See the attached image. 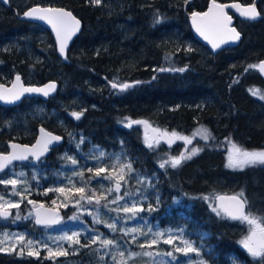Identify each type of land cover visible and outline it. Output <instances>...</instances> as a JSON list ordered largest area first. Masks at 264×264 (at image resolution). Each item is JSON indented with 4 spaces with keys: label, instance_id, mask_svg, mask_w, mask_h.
<instances>
[{
    "label": "trees",
    "instance_id": "obj_1",
    "mask_svg": "<svg viewBox=\"0 0 264 264\" xmlns=\"http://www.w3.org/2000/svg\"><path fill=\"white\" fill-rule=\"evenodd\" d=\"M209 1L100 0L97 4L94 0H10L8 7L0 3V82L9 83L17 73L23 74L26 83L60 82L57 95L46 102L28 98L18 106L0 105V152L7 151L11 140L33 143L43 124L66 139L52 149L46 162L36 164L42 174L30 191L34 202L61 208L63 217L68 216L67 210L79 196L76 188L84 187L86 195L95 190L97 196L107 195L111 200L115 193L109 195L101 186L107 180L90 177L101 167L107 174L118 175L121 165L130 162L134 174L151 181L153 194L144 204L152 208L145 213L150 222L183 228L197 247L202 245L201 256L209 264H259L239 243L243 233L237 228L239 221L218 216L212 208L217 205V195L236 194L243 189L250 210L264 216V164L243 169L226 166L229 141L250 151L264 149V100L249 92L255 88L264 94L263 78L257 69L249 68L264 58V0L258 1L262 14L259 21L234 15L243 34L241 42L216 55L195 38L188 17L191 11H204ZM34 4L66 7L83 21L82 31L69 50V63L58 57L49 30L19 19ZM161 68L185 70L159 71ZM113 83L131 87L121 91L113 88ZM36 104L46 105L45 117L36 116L22 125L25 113L34 110ZM51 110L57 114L51 115ZM74 112L82 113L79 119L72 115ZM132 119L189 137L203 126L212 138H195L191 145L181 140L184 151L192 147L203 150L177 168H160L169 152L157 145L148 148L137 126L126 127ZM75 137H83L82 150L75 147ZM98 150L107 156L94 159ZM64 151L75 157L83 172V177L75 176V182L54 172L67 167V160L60 159ZM29 165H13L0 177ZM4 187L0 184V189ZM57 188L65 192L47 191ZM26 204L31 208L26 201L23 207ZM64 204L68 205L66 209ZM13 211L10 221H15L18 214L15 208ZM32 228L41 230L35 223ZM80 242L88 244L83 237ZM160 246L172 247L160 243L153 248ZM94 248L92 245L83 250L94 252ZM87 258L101 264L93 256ZM0 264L53 261L42 253L29 256L0 251Z\"/></svg>",
    "mask_w": 264,
    "mask_h": 264
},
{
    "label": "snow or ice",
    "instance_id": "obj_2",
    "mask_svg": "<svg viewBox=\"0 0 264 264\" xmlns=\"http://www.w3.org/2000/svg\"><path fill=\"white\" fill-rule=\"evenodd\" d=\"M0 2L7 3V0H0ZM95 3H100V0H94ZM226 7L236 8L239 11L241 17L248 20H255L260 13L257 11L254 4L247 7H242L239 4L232 5H222L218 4L216 0H212L211 5L209 6L206 12H193L191 13L192 24L195 27L196 31L208 41L213 49L220 48L221 45L228 44L230 42H236L240 39V32L236 30L235 27H232V17L228 15L225 11ZM25 17L45 21L47 24L51 25L53 31L56 34V39L59 44V52L62 56L67 58L66 49L68 41L79 31L80 21L73 16L69 11L59 8H42L39 6L32 7L23 14ZM160 19L157 18L156 23H159ZM191 51V49H188ZM249 68L258 69L261 73H264V61L259 62L257 65H249ZM185 69H159V71H181ZM247 70V69H246ZM136 83H140L137 81ZM113 88H119L121 91L131 87V85L124 84H112ZM56 85L54 82L44 85L43 87H25L21 82V77L17 75L15 81L12 84L11 88H7L4 85H0V100L6 103H14L21 99L25 93H40L43 96L47 97L55 91ZM249 92L253 96H259L260 99L264 100V94L260 93L259 89H249ZM72 115L79 119L82 113L74 112ZM133 124H144L145 127H150L147 121H134L128 120L126 127H132ZM154 132H159L158 129H153ZM40 138L37 139L36 143L32 146L28 145H18L12 143L10 145L11 151L7 154L0 153V172H4L10 166H13L14 162L17 161H29L30 159L39 161L45 153L49 151V147L61 139L59 136H55L49 132H46L45 129H40ZM71 135V133L69 134ZM174 137L175 139L183 140L185 145H191L193 139L199 136L204 141L211 139V133L209 130L203 126L198 128L193 136H182L176 132L169 134L167 131L161 132V138L165 137ZM174 141L172 139L168 140V143L171 144ZM230 142V149L227 157V167L234 169H243L246 166L264 164V149L262 150H247L238 146L235 143ZM79 143H83V137ZM79 143L77 147L79 148ZM159 143V140H153L149 138L146 134L145 144L148 148H153L156 144ZM202 148L192 147L190 150L185 148V151H182L178 156H170L168 159L160 163V168H165L170 166L172 168L179 167L184 161L192 159L193 156L197 155ZM106 156V153L101 151L99 156H94L96 160H101ZM65 159L71 164L76 165L78 161L71 156H65ZM131 173L134 170L132 169L131 163L121 165V170L119 175L107 174L104 168H97L93 173V177H90V180L94 177H100L103 180L113 181V186L106 189V192L111 195L115 193V197L111 200H108L107 195L97 196L95 190H91L90 195L85 194V188L80 187L75 189V193H78L79 196L75 201L77 207V214L69 217L71 220H78L79 213L84 210V205H95L96 212L88 210V215L93 217L94 224H104V226L109 229L111 232H117L123 234L121 240L124 237L129 239L124 241V244H136L140 251H132L130 248H125V250H120L124 248V244L121 243V240L108 239L104 237L102 233L96 232L95 235L92 234L94 230H90L87 235L89 237L90 243L81 244L79 237L81 232L73 231L71 235L65 232L63 235L55 238L54 243L57 244V249L60 248L61 241H66L69 245L79 246L83 248H91L92 245H98L97 248L93 249L94 252H100L103 250V255L99 257L101 264H103L104 257L111 255L113 264H130L131 261L136 257H147L150 259L151 264H181L180 257L176 254L180 253L183 257L187 258L185 264H206L203 259L193 260L190 254H195L196 257H200L201 247L195 246L193 241L183 238L184 229L180 228L173 233L171 230L167 231H157L153 233L152 228L143 223V218L139 217V213L144 209L142 204H140L133 196L132 193L124 191L123 195H120L123 184L127 183L126 172ZM89 172H93L92 169H88ZM77 175L83 177V172L76 173ZM25 176L23 172L17 175V178L14 179H0V184L11 185L13 193L19 195L17 192V186L23 182L22 178ZM35 178V177H34ZM147 178L138 177L137 183H145ZM147 183L150 185L151 181L147 180ZM47 191H56L59 193H64V188L57 189H48ZM136 194L140 195V189L136 190ZM67 199V197H65ZM129 198H131L129 200ZM24 197L21 196V200ZM205 199H208L205 197ZM219 203L212 208L216 214L223 215L230 220H237L248 225V234L239 242L242 247L246 250L248 255L253 259H258L259 264H264V216L256 215L250 210L249 201L244 196L243 189L232 196H217L215 198ZM105 201L103 207L108 209L110 212H115L116 217L112 218V222L100 219V207L101 202ZM121 201H125L124 204H120ZM81 202H84L83 204ZM28 203L33 204V212L30 215L34 214L35 223L37 225L51 226L59 224L61 222L58 213L54 209L46 208L43 204H36L34 201L29 200ZM56 202L53 201V204ZM110 205H117L115 208H111ZM65 207L68 205L65 204ZM19 209L20 203H14L12 200H5L3 196H0V218L7 219L12 215L11 209ZM148 211H152L151 206H149ZM123 213V221H137L139 217V222L135 227H117L121 223L120 214ZM16 220L21 219V216L17 214L15 216ZM147 227V231H144V228ZM143 237L144 243H138V238ZM149 237H151L149 239ZM16 243L21 245V254H23L24 247L27 246L30 250L28 251L29 256L39 255L38 251H32L34 247L42 246L47 249L49 257L63 256L67 255V251H53L46 243L41 241L25 240L23 234H16L14 237ZM203 239V236H201ZM5 241H9V234L2 233L0 234V244H3ZM164 243L172 245L173 250L168 252H159L153 251V247L159 243ZM15 248V244H13ZM0 251H5V248L0 247ZM167 258H171L170 261ZM233 264H238L237 261H233Z\"/></svg>",
    "mask_w": 264,
    "mask_h": 264
},
{
    "label": "rangeland",
    "instance_id": "obj_3",
    "mask_svg": "<svg viewBox=\"0 0 264 264\" xmlns=\"http://www.w3.org/2000/svg\"><path fill=\"white\" fill-rule=\"evenodd\" d=\"M46 112H47L46 105L36 104L34 110H31L28 113H25L24 121L21 124L22 125L27 124L28 120L33 119L36 116H42L44 118L45 117L44 114ZM49 112L51 113V115L57 114V112L54 110H51ZM57 121L60 124L62 123V125L66 126L61 119L60 120L57 119ZM135 121H137V120H135ZM139 121H141V120H139ZM148 123L150 124V126L156 127L157 129H159V127L152 125L150 122H148ZM137 127L140 129V131L142 132V134L144 136H146V134L148 137L150 136L147 128H145V126L143 124H139V125H137ZM198 128H200V127H198ZM172 132H174V131H171L170 134ZM170 136L168 138H170ZM186 136H188V135H186ZM195 138H196L195 141H198L201 139L199 136H197ZM80 140H81L80 138L75 137V140L73 141L75 147H77V144L80 142ZM81 145H82V143H79V148L77 147L79 150H82ZM229 149H228V152H229ZM166 151H168L169 153H168V156H166L163 159V161L168 159L170 156H178L182 151H184L183 147H182V141L178 142L174 147L170 146V147L166 148ZM100 152L101 151L98 150L96 153H94V156H99ZM86 154L88 155V152H86ZM65 156H66V152L64 151L63 153L60 154V159H64ZM106 156H107V154H106ZM71 157H73L75 159L74 156H71ZM44 162H46V159L37 163V165L40 163H44ZM29 164L30 165L28 167L20 168L18 170H14V171H10V174L7 177H0V179H14V178H17V175L21 172H23L25 174V176L22 178L23 182L17 186V192L19 193V195L13 193V189H12L11 185H4L5 186L4 188H6L5 190L0 189V196H3L5 200H12L14 203H20V208L15 209V210L18 212L19 215H21V213L23 212V215L21 216V219H19V220H15V221H10L8 219L7 220H0V222L2 223V225L0 227V234H2V233L9 234V241H5L3 244H0V247L5 248V251H2V252H9V253L14 252V253L21 254V245L16 243L14 237L16 234H23L25 236L26 241L27 240L41 241L42 243H46L49 247H51L53 249V251H57V250L67 251V255L50 257L53 261V264H96V263H91V261H89L91 259L87 258V256H93L95 258L94 260H96V259L100 260L99 257L104 254L103 250H101L100 252H92L91 250L84 251L83 250L84 248L80 247L79 250L77 251V248L79 246L69 245V243L66 241L59 242L61 246L59 249H57V244L54 243L55 238L63 235L65 232H67L69 235H71V233L73 231H78V232L82 233L81 236L79 237V239L83 237L85 240L88 241V243H90L89 237L87 235V233L90 230H94L92 232L93 235H95L96 232H99V233H102L104 235V237H106L108 239H116V240H121V237L123 236V234L120 233L119 231L111 232L109 229H107L104 226V224H94L93 223V217L88 215V210H91L92 212H96L97 209H96L95 205L85 204L84 210H82L78 214L79 215L78 220L69 219V217L73 216L74 214H77V207L75 204L76 199L71 203L72 208L67 210V212L69 213L68 216H63V217L61 216L60 217L61 222L59 224H56L55 226H51V227H49V226L48 227H41V230H33L32 224L35 223L34 215L33 214L30 215V213H32V209L34 206H33V204L29 203L31 206V208H29L27 206V204L24 207L22 204L25 201H26V203H28L29 200L34 201L33 199H30V191L33 188L34 180L37 179L38 175L42 174V173L40 171V168L38 166H36L35 163L30 161ZM64 165H67V167H60L58 171L55 170L54 172L59 174V175L67 177V179L71 182H75V176L77 175L76 173H80V169H81L79 163H77L76 165H73L69 161H66ZM30 169L32 171L30 173H28V171ZM44 176H47V175L44 174ZM141 176L144 177L143 175L134 174L133 172L126 175L127 181L129 183L124 185L122 182L123 186H122L121 192L119 194L123 195L124 191H128V192L132 193V196L140 204H142V207L144 210L139 213V217L143 218V223H145L147 226H150L152 228L153 233H155L157 231H167V230H171L173 233H175L177 228L161 227L155 221L150 222L148 217L145 216V213L148 211V207L144 206V204L149 201L150 195L153 193H152V186H150L147 183V181H145V183H143V184L137 183V178L141 177ZM101 186L105 187V188L112 187L113 181H108V180H107V182L102 181ZM137 189H140V193H141L140 195L136 194ZM115 195L111 199H113L115 197ZM21 196L24 197L23 200H21ZM130 199L131 198H129V200ZM81 203L83 204L84 202H81ZM124 203H125V201L120 202L121 205ZM36 204L38 205V203H36ZM63 207L65 209L67 208L65 206H63ZM110 207L115 208V207H117V205H110ZM116 215L117 214L115 212H110V211H108V209H105L101 205V207H100V219L101 220H104V221L111 223L112 218L116 217ZM85 216L89 217V219L85 218ZM123 216H124V214L121 213L120 214L121 223H119L117 225L118 228L119 227H135V226H137V224L139 222V217H138L137 221L124 222ZM29 219H30V222H27ZM22 220L24 222H22ZM98 225H102V226H104V228H99ZM236 225H237V228L242 230V232H243L242 233V239H243L248 234V225L246 223H242L240 221L237 222ZM178 229H180V228H178ZM144 231H147V227L144 228ZM150 238L151 237H149V239ZM183 238L192 241L191 239H189L188 236L185 235V233H183ZM128 239H129L128 237H124L123 240H121V243L124 244V241H126ZM138 243H144V238L139 237ZM13 244H15V248H13ZM97 247H98V245H95V248H97ZM125 248H130L132 251H137V252L140 251V248L136 244H124V248H122L120 250H125ZM29 250L30 249L27 246H25L23 253H28ZM31 250L32 251H38L39 254L42 253L43 256L49 257V253H48L47 249L42 247V246L34 247ZM152 250L164 253V252L172 251L173 248L171 246L168 248L160 246L159 248H153ZM176 255L178 257H180L181 264H185V260L187 258L183 257L182 254H180V253H177ZM77 256H79V257H77ZM190 256L193 260L203 259L206 262V264H209L201 256V253H200V257H196L195 254H190ZM170 259L171 258H167V260H169V261H170ZM103 264H113L111 255L104 257ZM130 264H151V261L147 257L140 256V257L134 258V260L131 261ZM173 264H174V262H173Z\"/></svg>",
    "mask_w": 264,
    "mask_h": 264
},
{
    "label": "water",
    "instance_id": "obj_4",
    "mask_svg": "<svg viewBox=\"0 0 264 264\" xmlns=\"http://www.w3.org/2000/svg\"><path fill=\"white\" fill-rule=\"evenodd\" d=\"M188 1H191V0H188ZM257 1H258V0H254L252 3H242V2L239 1V0L228 1V2H223V1L216 0V2H217L218 4L229 5V6L232 5V4H239V5H241L242 7H247V6H249V5L254 4L255 7H256V9H257V11L260 13V10H259L258 5H257ZM211 2H212V0L209 1V4H208L207 8H206L204 11L194 10V11H191V12L189 13V15H188V17H189V23H190V26H191V29H192V32H193L195 38H196L199 42H201L204 46H206V47H207L212 53H218L219 51H221V50H223V49H225V48H231V47H236V46H238V45L240 44V42H241V39H242V37H243V34H242V32L239 30V28L237 27V25L235 24V22H236V21H235V17L232 15V13H234L235 15H237L238 17H240L241 19H245V18H243V17L240 16L239 11H238L236 8L226 7V8H225V11L228 13L229 16L232 17V25H231V26H232V27H235L236 30H237L238 32H240V34H241V35H240V39H239L238 41H236V42H230V43H228V44L221 45L220 48L213 49L212 46H211V44H210L208 41H206V40H205V39H204V38H203V37H202V36L196 31L195 27H194L193 24H192L191 13H193V12H201V13L206 12V11L208 10L209 6L211 5ZM2 3H3L4 5H8V4H9V0H7V3H4V2H2ZM36 6H39V7H42V8H49V7H50V8L64 9V10H66V11L71 12V13L73 14V16H75V17L80 21V29H79V31H78V32L72 37V39H71L70 41H68V45H67V49H66V56H67V58H65L64 56H62V55L60 54V52H59V44H58L57 39H56V34H55V32L53 31L51 25L47 24L45 21L34 20V19H31V18L25 17V16L23 15L24 12H26V11H28L29 9H31L32 7H36ZM24 12H23L22 15H21V19L26 20V21H30V22H33V23H37V24L43 26L44 28H46L47 30H49V31L51 32V34H52V36H53V38H54V41H55V47H56V52H57L58 57H59L64 63H69V62H70V59H69V57H68V56H69V50H70L72 44L74 43L76 37H77V36L81 33V31H82V28H83V21H82L77 15H75V13H74L72 10H70V9H68V8H66V7H63V6H52V5L34 4V5L30 6V7H28ZM260 19H261V13H260V15H259L254 21H259ZM245 20H248V19H245ZM261 61H264V58L261 59V60H259V62H261ZM259 62H258L257 64H259ZM257 70H258V69H257ZM258 72H259V74L261 75V77H262L263 80H264V73H261L259 70H258ZM17 75H19V76L21 77V82H22V84H23L25 87H43L44 85L49 84L50 82H54L55 85H56L55 91H53L52 93H50V95L47 96V97L43 96V95L40 94V93H25V94L21 97L20 100L14 102V103H6V102L0 100V105L5 106V107L17 106V105H20V104H21L25 99H27V98H39V99H42V100H44V101H48L49 99L55 97V96L57 95L58 91H59L60 82H59L58 80H56V79L48 80V81H46V82H44V83H42V84H30V83H26V82H25L24 77H23L22 74H16V75L13 77L12 81L10 82V84L0 83V85H4V86L7 87V88H11L13 82L15 81V77H16ZM134 121H135V120H134ZM136 125H137V124H133L132 126H136ZM41 128L45 129L46 132H49V133H51V134H53V135H55V136H59V137H61V139H60L59 141L54 142V144L51 145V146L49 147V151H48L47 153H45L44 156H42L41 159H40L39 161H35V160H32V159L29 160V161H33V163H39V162H41L42 160H44L45 158L48 157V155L50 154V152L52 151L53 148L58 147V146H60V145H63V143H64V141H65V137H64L63 134L57 133V132H55V131H52V130H50L49 128H47L46 126H44L43 124L40 125V126L38 127V129H37V136H36V139H35V141H34L33 143L27 144V143H23V142H20V141H17V140H11V141H9L8 144H7V151H2V152H0V153L7 154L8 152H10V151L12 150L11 147H10V145H11L12 143H15V144H18V145H21V146H23V145H28V146H32V145H34V144L36 143L37 139L40 138V135H41V134H40V129H41ZM153 129H155V128L152 127V126L147 127V130H148L149 134H150L151 136L154 137V136H157V133H158V132H154ZM169 136H170V135H169ZM166 140L168 141L169 139L167 138ZM29 161H17V162H14L13 165H16V164H25V163H27V162H29ZM11 167H12V166H10V167H9L8 169H6L4 172H0V175L5 174L6 172H8L9 169H10ZM232 195H234V193L219 194V195H217V196H232ZM217 196H216V197H217ZM216 203L218 204L219 201L216 200ZM43 205H44V204H43ZM44 206H45L46 208L54 209V210L58 213L59 217H61V216H60V214H61V209H60V208H58V207H53V206H49V205H44ZM32 211H33V209H32ZM11 212H12V214H13V210H12V209H11ZM33 215H34V214H33ZM11 216H12V215H11ZM11 216H10V217H11ZM7 219H8V218H7ZM0 220H6V219H2V218H0ZM34 221H35V219H34ZM35 224H36V223H35ZM36 225H37V224H36ZM55 225H56V224H55ZM55 225H51V226H55ZM38 226H40V227H46V226H44V225H38ZM51 226H49V227H51ZM47 227H48V226H47Z\"/></svg>",
    "mask_w": 264,
    "mask_h": 264
},
{
    "label": "flooded vegetation",
    "instance_id": "obj_5",
    "mask_svg": "<svg viewBox=\"0 0 264 264\" xmlns=\"http://www.w3.org/2000/svg\"><path fill=\"white\" fill-rule=\"evenodd\" d=\"M259 1V0H258ZM258 1H257V5H258ZM3 6H5V7H8L9 5H10V0H9V4L8 5H4L2 2H0ZM252 3V2H251ZM30 7V6H29ZM258 8H259V6H258ZM259 10H260V8H259ZM25 11V10H24ZM23 11V12H24ZM22 12V13H23ZM22 13L20 14V16H19V19L20 20H23V19H21V15H22ZM232 15L234 16L235 14L234 13H232ZM237 16V15H236ZM235 17V16H234ZM240 18V17H239ZM241 19V18H240ZM243 20H245V19H243ZM23 21H26V20H23ZM235 21H236V18H235ZM252 21H254V20H252ZM26 22H30V21H26ZM217 54V53H216ZM216 54H214V55H216ZM17 74H21V73H17ZM16 75V74H15ZM14 75V76H15ZM23 75V74H22ZM24 77V76H23ZM13 79V78H12ZM25 80V79H24ZM12 81V80H11ZM10 81V82H11ZM10 82L9 83H6V84H10ZM0 83H4V82H0ZM39 99V98H38ZM42 100V99H41ZM18 106V105H17ZM12 107H14V106H12ZM141 121H144V120H141ZM137 125H139V124H137ZM144 125V124H143ZM148 125L150 126V124L148 123ZM145 126V125H144ZM146 128V127H145ZM155 129H157L156 127H154ZM159 130V132L157 133V136H151L150 134V136H149V138H152L153 140H159V143L158 144H156L157 146H160V147H164V148H168V147H174L178 142H181V140H179V139H175L174 137H171L170 136V138H168V137H165V138H161V136H160V133L161 132H164L165 130H163V129H158ZM169 133V132H168ZM170 134V133H169ZM172 139L174 142L173 143H171V144H169L168 143V141L166 140V139Z\"/></svg>",
    "mask_w": 264,
    "mask_h": 264
},
{
    "label": "bare ground",
    "instance_id": "obj_6",
    "mask_svg": "<svg viewBox=\"0 0 264 264\" xmlns=\"http://www.w3.org/2000/svg\"><path fill=\"white\" fill-rule=\"evenodd\" d=\"M261 13V12H260ZM261 17H262V14H261ZM201 43V42H200ZM202 44V43H201ZM206 47V46H205ZM213 54H216V53H213ZM64 63V62H63ZM60 88V87H59ZM46 102V101H45ZM137 126V125H136ZM65 137V136H64ZM66 139V138H65ZM65 142V141H64ZM24 143V142H23ZM28 144V143H27ZM64 144V143H63ZM61 146V145H60ZM56 148V147H55ZM13 213H14V211H13ZM13 215V214H12ZM10 218V217H9ZM8 218V219H9ZM7 220V219H6Z\"/></svg>",
    "mask_w": 264,
    "mask_h": 264
}]
</instances>
